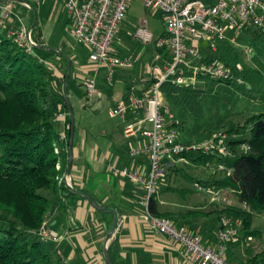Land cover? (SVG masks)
Masks as SVG:
<instances>
[{"label": "built area", "instance_id": "2783aa9c", "mask_svg": "<svg viewBox=\"0 0 264 264\" xmlns=\"http://www.w3.org/2000/svg\"><path fill=\"white\" fill-rule=\"evenodd\" d=\"M66 13L70 30L69 36L78 44L88 48V60L104 67L107 84L117 69L131 67L129 59H121L113 54L112 48L117 39L119 27L133 0H60ZM146 11L160 14L164 25V36L154 40L156 49L167 48L169 59L162 65H153V81L146 92L139 96L129 95L120 99L108 110L110 117H123L128 111L135 120L122 130L127 138H139L137 146L129 147L127 157L130 161L143 158L147 164L146 174L131 166L112 168L115 177L126 178L141 186L145 219L150 228L160 231L174 243L182 255H189L199 264H231L225 253L229 244L236 243L239 237L240 221L232 223L221 219L220 229L215 235L213 245H204L197 231L185 226H177L165 218L149 214L147 207L161 189L165 168L180 167V164L203 165L213 172L226 171L219 159L232 158L250 150L246 142H238L235 134L217 131L197 142H183L177 129L178 121L164 106L161 86L172 81L179 86L192 84L196 79H207L216 83L243 84L241 69L228 68L218 61L204 56L198 49L203 42L212 52L227 39L236 37L246 29L264 27V0H141ZM12 18L18 25H10ZM6 23L9 26H6ZM7 28L6 35L20 49L29 52L35 43L31 31L13 14L10 5L0 4V30ZM134 37L142 44H151L153 35L147 29L145 18L140 19ZM233 41V39H231ZM159 57L157 56L156 59ZM87 99L100 98L92 78L82 81ZM62 112L54 115V121H64ZM59 138L65 140L60 133ZM57 152V148L55 149ZM209 158L206 163H196L198 158ZM198 190L206 189L199 186ZM40 240L54 241L57 235L41 229Z\"/></svg>", "mask_w": 264, "mask_h": 264}, {"label": "trees", "instance_id": "16d2710c", "mask_svg": "<svg viewBox=\"0 0 264 264\" xmlns=\"http://www.w3.org/2000/svg\"><path fill=\"white\" fill-rule=\"evenodd\" d=\"M21 2L0 0L1 5H10L16 16L25 14L29 28L32 12L25 0ZM35 28L36 23L31 30L36 46L29 52L18 48L0 30V264H67L51 241L40 240L39 232L46 228L51 195L60 191L75 195L71 189L57 182V178L66 173L69 159L70 118L63 93L68 57L53 49L40 48L47 46ZM164 35L163 32L159 37ZM157 51L162 54L161 60L169 57L167 48ZM219 60L227 65L222 56ZM58 62L62 67L59 76L51 69ZM160 91L164 106L178 121L179 133H185L181 139L183 142H197L214 133L202 135L205 130L196 125L203 112L201 88L192 84L179 86L168 81ZM59 112L66 115L64 141L60 140L58 123L54 121V115ZM220 128L217 125L214 130ZM224 128L228 134H248L246 138L239 137L238 142H246L250 150L232 158L219 159L227 170L221 179L212 181L209 186L228 189L234 194L239 206L227 207L217 213L224 212L232 219H240L244 236H255L259 232L250 229V212H264V112L250 116L241 126L233 128L226 125ZM75 136L74 129L72 148ZM194 161L206 163L210 159L202 157ZM167 170L170 168L164 171ZM147 210L152 216L184 224L196 214L190 209L166 214L159 211L155 198L151 199ZM108 215L107 230L112 220L111 214ZM261 232L264 233V228ZM107 252L113 263L112 243L108 245ZM257 262L262 264L261 259Z\"/></svg>", "mask_w": 264, "mask_h": 264}, {"label": "crops", "instance_id": "0c3cea01", "mask_svg": "<svg viewBox=\"0 0 264 264\" xmlns=\"http://www.w3.org/2000/svg\"><path fill=\"white\" fill-rule=\"evenodd\" d=\"M17 17L23 24L26 23L25 14L17 15ZM64 20L70 30L66 13ZM10 23L13 27L18 25L15 18H12ZM6 26L9 24L6 23ZM6 26L1 31L5 34ZM39 32L42 43L48 47L40 30ZM131 34L133 33L129 29L125 16L112 48L115 56L121 58L114 50L115 46L117 45V48L123 51L126 36ZM197 47L206 58L211 59L213 56L219 58L221 49L218 48L216 52H212L206 44L205 46L201 44L200 47V42ZM49 48L69 58L72 65L71 79L75 83L78 82L84 97L82 81L87 78L94 80L101 97L92 99L108 105L107 114L108 110L120 99H125L129 95L139 96L144 90L145 85L141 83L142 76L135 74L117 76L115 80L107 84L104 79V67L88 60V48L69 47L65 50L60 47ZM61 68L59 62L51 66L57 76ZM120 70L123 69L116 71ZM86 100L89 99L86 98ZM82 107L85 109L86 105ZM120 118H122L120 126L101 129V139L85 138L84 133L81 139H79L80 135L77 138L72 148V165L68 175L73 186L72 192L75 195H68L64 191L54 196L51 195L52 205L45 222L46 228L57 235V239L51 242L60 258L68 264H105L103 249L110 220L108 214L111 213L95 209L81 195L75 193L79 192L87 196L96 207L111 209L118 214L117 226L107 244V247L110 243L114 245L115 258L112 264H199L191 256L180 254L179 248L165 234L150 228L145 219L146 208L143 205L141 186L129 182L126 178L115 177L111 174L112 168L124 166L138 168L143 174L147 171V164L143 158L130 161L127 157L129 147L137 146L140 139L125 137L122 130L128 123L135 120V115L128 111ZM172 169L175 168H170ZM167 189L170 190V187ZM168 192L165 190L155 198L159 211L174 214L178 210H195L196 214L185 224L181 222H174V224L183 225L193 232L197 231L204 245H213L215 235L220 229V223L214 218V213L208 215L204 212L206 206H211L213 199L204 200V204L197 202L200 203L199 205L181 204L172 202L167 196ZM244 243L245 241L240 237L238 242L230 244L226 250L227 260L231 264H259L255 259L257 254H250L247 248L245 249Z\"/></svg>", "mask_w": 264, "mask_h": 264}, {"label": "rangeland", "instance_id": "374dc122", "mask_svg": "<svg viewBox=\"0 0 264 264\" xmlns=\"http://www.w3.org/2000/svg\"><path fill=\"white\" fill-rule=\"evenodd\" d=\"M25 1L35 12V29L41 31L48 48L60 47L63 50L69 47H77V49L81 47L84 49L87 48L85 45L76 44L69 36V28L64 20L65 11L60 0ZM143 18L147 21L148 31L153 35V42L151 44H142L134 37L135 29L140 19ZM126 19L128 20L129 29L133 34L126 36L127 40H125L126 43L123 51L117 48V45L114 50L121 58H129L131 67L116 71L112 80H115L117 76L122 77L126 74L142 76L141 83L145 85L141 93L143 94L153 81L151 73L152 66L157 64L162 65L169 59L168 57L166 60H161L162 54L154 46V40L164 32V25L160 14L146 11L141 0H133L131 2ZM24 25L28 28L27 20ZM201 44L205 46L203 42H200V47ZM218 48L221 49L220 56H222V60L224 59L227 65L219 60L220 56H218L219 59L214 56L215 59L213 57L211 59L218 61L228 68L235 69V71H237L238 66L241 69L244 82L240 86L216 83L207 79H196L192 83V85L203 90L201 94V104L203 107L202 119L196 124L202 126L205 130L202 135H208L212 132L215 133L217 129L214 130V127L217 125L221 127L217 131L223 132L225 130L224 126L226 125H231L233 128H236L237 126H241L250 116L264 112V27L246 29L236 37L228 35L227 39ZM157 56L159 57L158 59H156ZM66 98L72 112L76 140L83 133L85 138H100L102 128H116L122 123V118H112L106 113V109L109 106L105 103H100L94 99L86 100L78 82L75 83L72 79L67 84ZM83 105H86L85 109H83ZM66 122V115L64 121L56 122L62 134L65 132ZM184 136L185 133H179L180 139H184ZM247 136L248 134L244 136L238 134V138H246ZM81 138L82 136L79 139ZM56 169L59 170L58 165H56ZM223 172H213L203 165L200 167L196 164L183 165L181 163L177 170L164 171L160 193L167 190L169 191L167 196L172 202L188 205H196L198 204L197 202L204 204V200L213 199L211 206H206L204 212L209 215L215 210L213 216L219 223L221 219L228 220L233 224L236 221H240L239 237L245 241V249L247 248L250 254L256 253L255 259H261V263L264 264V233L261 232L262 228H264V212H250V229L254 228L256 232H259L257 235L250 237L244 236L242 232L243 225L240 219H232L231 216L224 212L217 213L227 207L235 208L239 206L234 194L230 190L217 189L216 187L209 186L212 181L221 179L224 175ZM57 182L58 184H64L71 190L73 189L66 173L61 177L59 176ZM199 186L206 190H198ZM168 187H170V190L167 189ZM164 212L170 214L168 211ZM168 220L174 223L172 219ZM44 229L47 232H51L47 228Z\"/></svg>", "mask_w": 264, "mask_h": 264}, {"label": "water", "instance_id": "95a60500", "mask_svg": "<svg viewBox=\"0 0 264 264\" xmlns=\"http://www.w3.org/2000/svg\"><path fill=\"white\" fill-rule=\"evenodd\" d=\"M14 1L21 2V0H14ZM22 4H24V3H22ZM29 8L31 9L32 16H33L31 25L29 26V30L31 31L33 29V26L36 23V20H35V12H34V10L31 7H29ZM40 48H42V49H50L48 47H40ZM69 74H70V61H69L68 58H66V74H65V79H64L63 93H64V96H65V101H66V104H67L68 114H69V118H70V130H69V138H68L69 159H68V165H67L66 175H69L70 170H71V165H72V140H73V132H74V124H73L72 112H71L70 105H69V103L67 101V98H66V88H67V83L69 81ZM75 193L78 194V195H81L95 209H97L99 211H103V212L106 211V212L111 213L112 220H111V223H110V225L108 227L107 235L105 237V245H104V249H103V256H104V262H105V264H112L110 262V259H109V256H108L107 244H108V241L111 238V236L113 235L114 230H115V228L117 226V223H118V214L114 210H111V209H100V208L96 207L94 205V203L87 196L82 195L79 192H75Z\"/></svg>", "mask_w": 264, "mask_h": 264}]
</instances>
